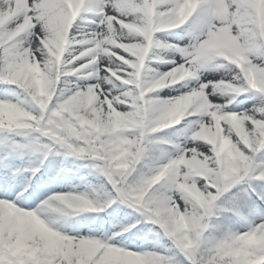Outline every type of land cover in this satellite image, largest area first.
<instances>
[{
  "label": "snow or ice",
  "instance_id": "6c2138e0",
  "mask_svg": "<svg viewBox=\"0 0 264 264\" xmlns=\"http://www.w3.org/2000/svg\"><path fill=\"white\" fill-rule=\"evenodd\" d=\"M0 264H264V0H0Z\"/></svg>",
  "mask_w": 264,
  "mask_h": 264
}]
</instances>
